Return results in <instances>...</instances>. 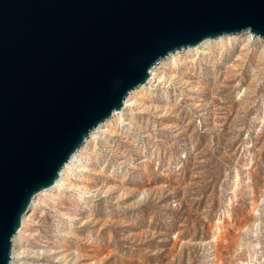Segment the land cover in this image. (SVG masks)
<instances>
[{
  "label": "rangeland",
  "instance_id": "obj_1",
  "mask_svg": "<svg viewBox=\"0 0 264 264\" xmlns=\"http://www.w3.org/2000/svg\"><path fill=\"white\" fill-rule=\"evenodd\" d=\"M158 67L37 197L23 264H264V43Z\"/></svg>",
  "mask_w": 264,
  "mask_h": 264
},
{
  "label": "water",
  "instance_id": "obj_2",
  "mask_svg": "<svg viewBox=\"0 0 264 264\" xmlns=\"http://www.w3.org/2000/svg\"><path fill=\"white\" fill-rule=\"evenodd\" d=\"M245 31L264 41V0H0V264L36 195L159 61Z\"/></svg>",
  "mask_w": 264,
  "mask_h": 264
},
{
  "label": "bare ground",
  "instance_id": "obj_3",
  "mask_svg": "<svg viewBox=\"0 0 264 264\" xmlns=\"http://www.w3.org/2000/svg\"><path fill=\"white\" fill-rule=\"evenodd\" d=\"M230 36H240V37H245L249 42H251V43H260V42H262V43H264V41L262 40H260L261 39V37H259V36H257V35H255V34H253V33H251L250 31H245V32H242V33H238V34H232V35H223V36H220V37H217V38H209V39H206V40H204L203 42H201L198 46H196V47H192V48H194V49H201V50H203V51H210L212 48H213V43H215V42H222V41H225V39H227L228 37H230ZM185 50V49H184ZM180 51H177L176 53H179ZM176 53H174V54H176ZM174 54H171L170 56H172V55H174ZM169 56V57H170ZM164 60V59H163ZM163 60H161V61H159L155 66H154V68L151 70V72H150V76H149V79H148V81H147V83L145 84V85H142V86H140V87H138V88H136L135 90H133L131 93H130V95L127 97V99H126V101H125V104H124V107L122 108V110L121 111H115L114 113H113V117L116 115H118V114H121L122 112H124V110H125V108L127 107V106H129L130 104H129V98H130V96L131 95H133L138 89H140V88H142V87H144V86H147L149 83H151V81H156L158 78H159V76H158V66H159V64L163 61ZM122 115V114H121ZM110 120V119H109ZM108 120V121H109ZM107 122V121H106ZM106 122H104V123H102L101 125H99L95 130H93L92 132V134L90 135V137H94L95 135V132H97ZM89 140V138H87L86 139V141H85V143H84V145L83 146H85V144L87 143V141ZM83 146L81 147V148H83ZM81 148L73 155V157L70 159V161L66 164V166L64 167V169L62 170V172H61V174H60V176H59V178L57 179V181H56V183L52 186V187H50L49 189H46V190H43L42 192H40L39 194H37L36 195V197L34 198V200H33V202H32V204H31V208L33 207V205H34V203H35V200L37 199V197L39 196V195H41L42 193H44V192H47V191H53V190H59V189H61L64 185H65V178L67 177V175H66V173H67V171L69 170V168H70V165H72L73 163H75V160H76V158L78 157V155H79V152L81 151ZM263 203H264V200H263ZM30 208V209H31ZM28 215V214H27ZM26 215V216H27ZM25 216V217H26ZM23 222H25V218L23 219ZM18 235L19 234H17V236H15L14 237V241L18 238ZM22 258H23V252L22 251H17V250H13L12 252H11V261H10V264H23V262H22Z\"/></svg>",
  "mask_w": 264,
  "mask_h": 264
}]
</instances>
